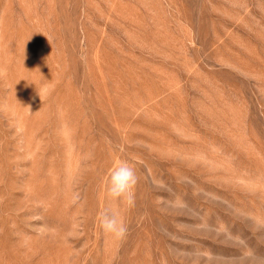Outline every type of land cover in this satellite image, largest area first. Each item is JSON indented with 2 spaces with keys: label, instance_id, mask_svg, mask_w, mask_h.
<instances>
[{
  "label": "rangeland",
  "instance_id": "obj_1",
  "mask_svg": "<svg viewBox=\"0 0 264 264\" xmlns=\"http://www.w3.org/2000/svg\"><path fill=\"white\" fill-rule=\"evenodd\" d=\"M0 264H264V0H0Z\"/></svg>",
  "mask_w": 264,
  "mask_h": 264
},
{
  "label": "clouds",
  "instance_id": "obj_2",
  "mask_svg": "<svg viewBox=\"0 0 264 264\" xmlns=\"http://www.w3.org/2000/svg\"><path fill=\"white\" fill-rule=\"evenodd\" d=\"M137 182L138 177L135 169L127 162L122 161L108 174L107 196L132 206L134 204V188ZM98 221L99 227L105 235H110L114 239H123L127 234V225L117 211L104 209L98 214Z\"/></svg>",
  "mask_w": 264,
  "mask_h": 264
}]
</instances>
